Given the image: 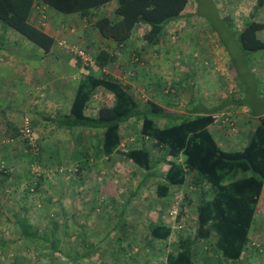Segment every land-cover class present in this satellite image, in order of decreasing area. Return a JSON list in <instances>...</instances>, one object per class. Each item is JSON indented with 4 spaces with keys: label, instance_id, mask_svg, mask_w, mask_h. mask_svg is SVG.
I'll return each instance as SVG.
<instances>
[{
    "label": "rangeland",
    "instance_id": "obj_1",
    "mask_svg": "<svg viewBox=\"0 0 264 264\" xmlns=\"http://www.w3.org/2000/svg\"><path fill=\"white\" fill-rule=\"evenodd\" d=\"M259 1L189 0L184 16L166 28L164 41L159 47V53L167 52L168 62L174 66L177 64L175 68L181 72L199 73L202 69L217 71L218 67L206 60L213 51L227 52L232 58L225 64L238 72L234 88L228 83L212 80L207 85L205 96L203 88L192 86L188 81L183 82L185 87L191 88L194 96L192 103L189 106L186 104L188 115L192 118L204 113L201 107H216L219 101L215 99L223 96L235 102H232L234 108L248 113L250 125L243 133H237L239 127L228 118L229 128L222 129V134L225 132L229 137L227 140L220 135L215 125L212 127L211 133L219 146L229 152L242 151L248 145L252 134L248 135L247 131L256 125V116L264 113V51L245 52V59L236 43L239 31L251 21L245 15L246 10L255 8ZM238 8H244L243 15L240 12L238 16ZM99 14L106 15V7ZM50 18L48 14L46 27ZM78 18L64 20L61 24L65 27L60 26V29L70 31L74 28L78 36H83L82 31L86 26L92 36L95 33L92 31L93 25H86L85 22L79 25L81 22ZM68 24L73 26L69 27ZM67 36L64 33L58 41L86 48L69 41ZM19 37L21 41L17 47L10 42V34L0 28V54L7 56L8 52L3 49L16 48L23 59L34 66L38 65L39 48L23 36ZM58 47L64 54L77 58L60 45ZM5 62V57L0 58V264H149L147 261H151L152 255H146L143 250H134L129 246L123 250L125 252L117 250L122 247L120 242L123 241H146L145 234L147 231L150 233L149 225L157 224L167 211L165 205V208L156 206L154 189L138 187V181L147 171L137 166L135 169L121 157L113 161L103 157L93 158V145H97L98 140L93 142L87 131L80 132L79 138L78 132L54 129V124L44 120L41 115L55 117L56 111L44 109L40 102H36V92H40V86L35 83L27 88V99L19 101L13 100L11 95L9 97L4 84L10 78L11 71L1 67ZM245 66L253 69L251 73ZM31 90L35 94H29ZM106 100L110 102L108 98ZM156 122L159 127L173 125V121L165 124L156 119ZM26 123L30 124L33 133L29 145L21 133ZM10 124L19 128L20 135H16ZM123 143L126 144L127 140L124 139ZM146 146L150 149L152 142L146 143ZM152 152L155 161L160 155L157 150L152 149ZM165 153V150H161V155ZM82 159H88L87 169L80 168ZM155 169L157 171L154 170L151 175L154 179V174L159 176L161 169L165 175L167 165L162 164V168ZM154 182L155 190L159 184L166 183L162 177ZM157 198L162 203L170 199ZM168 207L171 211L177 210L179 214H184L179 221L178 217L162 220L173 228L172 243L177 244L186 235L193 236L196 229L194 221L190 219L195 215L193 207L177 199ZM127 209L129 216L124 212ZM22 218H26L28 225L40 236L57 240L58 251L51 250L44 240L22 238L17 223ZM250 238L243 261H226L215 245L210 247V255L206 259L201 253L196 255V263L264 264V191ZM211 241L215 244L216 240L214 238ZM88 252L89 255L85 256ZM117 255L119 259L114 258ZM147 256H150L148 260Z\"/></svg>",
    "mask_w": 264,
    "mask_h": 264
},
{
    "label": "trees",
    "instance_id": "obj_2",
    "mask_svg": "<svg viewBox=\"0 0 264 264\" xmlns=\"http://www.w3.org/2000/svg\"><path fill=\"white\" fill-rule=\"evenodd\" d=\"M114 1L118 5L112 17L99 14ZM188 4L189 0H0V24L42 49L45 55L51 53L56 39L44 31L40 9L47 17L48 11H54L75 14L89 23L93 22L94 30L104 40H111L118 46L127 44L139 25H148L150 30L144 34V40L148 44L159 45L164 41L166 27L184 16ZM263 5L264 0H260L255 8ZM36 6L42 7L38 8L41 24L38 26L31 21ZM263 30L264 24L252 20L239 32L238 43L244 53L264 51V41L258 35ZM3 50L21 57L16 48ZM93 61L95 68L104 69L115 61V56L101 49ZM81 63L85 72L78 82L69 112L43 119L60 130L88 131L93 142L98 140L97 145L92 142L95 149L93 158L113 161L121 157L147 171L145 180L153 175L156 167L166 164L167 172L162 177L166 183L157 186L159 198L168 197L172 187L185 185L188 177L195 174L192 185L200 190L196 205V233L194 238L186 236L178 240V250L168 254L166 264H197L195 246L198 240L206 241L208 250L216 245L226 261H240L250 242V230L264 191V113L256 116L260 123L242 151H225L209 128L216 122L215 113L235 103L233 100L218 108L201 107L204 113L192 118L188 113L170 111L154 102L140 103L121 81L105 73L95 76L91 73V66ZM99 89L110 94L112 101L102 105L96 116H88L86 110ZM131 119L141 122L140 135L152 142L150 149L146 144L123 147L121 126ZM156 119L173 121V125L159 127ZM12 128L16 135H20L19 128ZM28 141L26 139L29 145ZM152 149L160 155L155 161ZM161 150L166 153L161 155ZM80 163L81 169L89 167L88 159H82ZM183 215L181 212L177 220ZM17 223L22 238L44 240L51 250L58 251L57 240L40 236L28 225L26 218L17 220ZM149 230L152 239L167 240L173 233L172 226L162 222L149 226ZM214 238L215 244L211 241Z\"/></svg>",
    "mask_w": 264,
    "mask_h": 264
},
{
    "label": "crops",
    "instance_id": "obj_3",
    "mask_svg": "<svg viewBox=\"0 0 264 264\" xmlns=\"http://www.w3.org/2000/svg\"><path fill=\"white\" fill-rule=\"evenodd\" d=\"M117 5L118 4L116 1L107 4L106 16L112 17L115 9L117 8ZM38 8L42 7L36 6L31 17L32 23L36 26L41 25L38 15ZM237 10L238 16H240V12H242V15L245 12L244 8H238ZM246 11L247 12L245 15H247V17L250 18L251 21L255 20L264 24V5L262 8H248ZM48 13L50 14L51 18L49 19L47 27L45 25V27L43 26V28L46 33L56 39V45L53 47L49 55H45L42 49L38 50L39 56L41 58L38 65L34 66L29 61H26L25 59L15 55L14 53H7V56H3L2 54H0V58L5 57L6 60L4 65H2L1 67L8 68L11 71L10 78L6 79L4 87H6L5 89L9 93H7V95H9V97L11 95V97H13V100L20 101L24 98L27 99V97H29V95L26 94L27 88L30 87L32 83H35L36 86H40V92H36L35 100L36 102H40L42 104V108L55 110L56 115L69 112L76 94L78 82L85 72V67L77 58L64 54V51L58 47V40L62 39L64 33L65 35H69L67 36L69 38V41L79 43L81 47L85 46V49L92 57V60L95 58V56H97L101 49H106L112 55H114L115 61L109 64L108 67L104 69L95 68V64L93 63V65L91 66V73L98 77L102 76L104 73L112 75L113 77L121 81V83L128 86L132 95L140 103L154 102L159 106L166 108L167 110L187 114L188 110L186 108V104L189 106L194 100V96L191 88L185 87V84L183 82L188 81V83L192 86L198 85L200 88H203L205 96H207V85L212 80L215 82L220 81L225 84L228 83L231 88H234L235 86L233 83L235 81V75L236 78L238 77V72L236 70L233 71L231 68H228L227 64H225V61H232V58H230L227 52L221 51L220 53H216L213 51L211 53V56L207 57L206 60H208L210 63L212 62L215 67H218V69H216L217 71H214V69H212V72L210 69L208 71L207 69H202L201 71H199V73H188L184 71L181 72L179 70H176L175 67L177 64H175L174 66L173 63L168 62L169 59L167 56V52L159 53V47L161 46V44L152 45L148 44V42L144 40V34L150 30V26L148 25H139L133 37L128 41V43L122 46H118L111 40H104L95 30H92L95 32L92 36L89 35V31L86 26L82 31L83 36H78L75 33L74 28H72L70 31H68L66 28V30L60 29V26L62 28L65 27L63 24H61V22H64V20H75V17H79L78 15L74 14L69 16H60L59 13L54 11H48ZM80 22L81 23L79 25H81L82 22H85L86 25L90 24L91 26L94 24L93 22L89 23L81 18ZM172 23H170L166 28L168 29ZM68 25L69 27L73 26L72 24ZM0 28L10 34V37H12L10 38V42H12L13 45H20V34H16V32H13V30L4 28L2 24H0ZM258 35L264 41V30L261 31ZM236 43L238 46L237 49L240 51L242 57H245L247 54L244 53L240 48L238 39H236ZM185 64L186 60L184 66ZM245 67L249 69L250 73L253 70L250 66ZM224 68H226L227 70L225 69V71ZM32 69L34 71H32ZM1 85L3 86L2 83ZM33 93L34 92L31 90L29 94ZM107 98L109 99V101H112V96L110 94L106 93L103 89L97 90L93 100L90 102V105L86 110V115L96 116L99 108L107 103ZM215 100L219 101V104L216 106L218 108L229 99L228 97L223 96ZM214 116H216V122L214 123V125L217 131L221 133L220 135L225 138V140L229 139V137L224 134L225 132L222 134V131L226 128H229V123L227 122L229 117L231 121H233L239 127V131H237V133L245 132V129L247 130V126L250 125L248 113L246 111L236 109V107L234 108L233 105L224 107L222 111L215 113ZM41 117H45V115H41ZM159 121L165 124L167 122L164 119H159ZM259 123L260 120L258 119L256 121V125L252 129L247 131L248 135L252 134L253 130L256 129ZM53 127L54 129L56 128L55 125ZM212 127L213 125L209 128L210 132L212 131ZM140 128L141 122H138L135 119H131L122 124V138L123 140H127L126 144L123 143V147H142V145L148 143V140L144 139L140 135ZM57 130L63 131L60 129ZM125 161L132 164L134 168L137 169L136 165H134L132 162L127 160ZM158 167L162 168V164ZM154 170L157 171V169ZM164 172L165 171L161 169L159 172V176L154 174L155 179L154 177H150L147 180H145V176L147 173H144V175L138 181V187L141 189L149 187L151 189H154V197L156 200V203L155 201L154 203L156 204V206L158 207V205H160V208L161 206H163L164 208L166 206L167 208V211L164 213V215L161 214L162 220L163 218L173 220L172 218H170V214L168 215V213L171 212V210L169 209L170 207L168 206L169 204L170 206L171 204H173V200H181L184 203L188 204L190 208L193 207L195 215L189 217L192 221H194L195 228L197 229L196 205L199 202L198 193L200 190L192 185V179L195 177V174H191L188 177L185 185L171 188L170 195L168 196L170 199L167 204L166 202H160V199L157 198V189L155 190L156 183L154 182L155 180H158V178L163 177ZM156 206L155 208H157ZM125 213H127L126 215L129 216L128 209ZM127 219L129 220V217H127ZM162 220L158 221L165 223ZM157 224L151 225L155 226ZM173 235L174 232L167 240L152 239L150 233L147 231V233L145 234L146 241L143 239L123 241L120 242L122 247L117 250H119L120 252H125L123 250L128 249L127 246H129L134 250H143L142 252H145L146 255H152L151 258L150 256H147V260L148 258L151 259V261H147L150 262L149 264H166V258L168 254L170 252L175 253L178 250V245L172 243ZM194 236L195 234L192 236V238H194ZM135 243H137L138 245H136ZM208 251L209 250L206 246V241L198 240L195 246V253L197 255H200V253L203 254V257L206 259L210 255V252L208 253ZM244 255L245 252L242 255L241 261H243ZM114 258L119 259L120 256L117 255Z\"/></svg>",
    "mask_w": 264,
    "mask_h": 264
},
{
    "label": "built area",
    "instance_id": "obj_4",
    "mask_svg": "<svg viewBox=\"0 0 264 264\" xmlns=\"http://www.w3.org/2000/svg\"><path fill=\"white\" fill-rule=\"evenodd\" d=\"M40 13H42L41 15V22L43 25L46 24L48 17L46 16L44 10H40ZM59 45L63 48H65L67 50V52H70L72 54H74L75 56H77L79 59H81V61L83 62L84 65L86 66H92L93 65V60L92 58L89 56V54L87 53L86 50L76 46V45H67L66 42H60ZM21 133L23 134V136L25 138H27L29 140L30 143H32V130L30 127L29 123H26L25 129L21 131ZM179 216V212L177 210L175 211H171L170 212V217L174 220ZM181 228V226L179 227V229Z\"/></svg>",
    "mask_w": 264,
    "mask_h": 264
}]
</instances>
